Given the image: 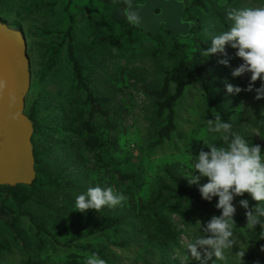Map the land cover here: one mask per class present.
I'll return each mask as SVG.
<instances>
[{"label":"rangeland","instance_id":"obj_1","mask_svg":"<svg viewBox=\"0 0 264 264\" xmlns=\"http://www.w3.org/2000/svg\"><path fill=\"white\" fill-rule=\"evenodd\" d=\"M207 1L213 10L222 12L226 18V13L232 9L264 6V0ZM65 2L66 0H0V20L21 30L28 42L31 87L26 97V112L30 113L35 105L41 124L62 130L69 121L66 113L68 102L78 106L85 97L75 87L66 42L62 45L59 64L48 68L51 49L63 41V33L68 27ZM126 6L121 0H74L72 13L77 27L74 43L83 46L100 36H111L116 32L112 19L124 15ZM185 20L191 25H199L191 36L194 42L202 39L208 44L204 51L211 47L213 35L225 31L220 18L212 11L192 8ZM145 33L140 48L134 53L125 46L118 47L115 40L106 39L103 45L96 47L95 54H92L93 62L87 58H83L82 62L91 75L90 86L95 94L111 97L110 107L116 112L114 118L117 121V127L112 132L117 140L113 145L114 158L118 165L126 169L143 166L149 179V188L152 189L157 186V182L165 179L164 169L169 165L188 181L185 174L198 155L194 151V145L205 144L204 142L209 144L219 138V135L213 139V134L208 132L207 120H214L213 115L206 112L205 95L197 74L193 73L184 96L175 108L177 133L160 145H152L156 140L152 122L155 107L144 90L148 86H161L166 73L177 64L178 57L169 55L173 44L170 33L161 32L151 36L152 39ZM158 43L164 46L165 51L161 56L154 57L151 51ZM235 53L236 49L226 45L224 54L217 52L207 56L210 76L214 86L225 93L226 107L238 133L250 145H261L264 152V126L258 123V118L264 115V99H254L255 91H241L238 94L226 92V84L243 89L249 82L250 73L232 76L233 69L243 62ZM222 59L227 60L228 64L219 63ZM255 85L259 87V79ZM64 133L65 130L51 136L50 141L63 151V156L60 155L50 169L53 171L55 167L66 170L65 176L70 175L76 184V192L71 194L70 201L50 195L46 198V201H50L48 208L35 205L26 209L28 215L21 228V242L15 239L6 224L0 222V244L3 245L0 248V264H66L71 249H76L70 246L76 244L102 250L106 259L95 256L91 258H98L103 264H181L183 260L184 264H201V261L203 264H264V251L251 255L254 246L251 240L253 229H247L246 222L236 219L251 210V204L248 202V209H245L239 203L242 199L237 196L232 201L236 208L233 216L235 243L230 250L225 251L223 261L217 260L215 256L206 258L203 251L201 261L191 258L185 260L188 255L184 246L186 241L194 236L206 235L203 229L209 221L193 214L185 203L179 211H166L172 217L178 233L176 245L160 248L152 244L138 235L136 226L131 221L125 225V231L121 229L117 234L93 231L91 225L81 233L79 240L67 245L72 234L64 228L66 221L75 217L86 221L83 212L73 208L75 197L97 185L111 187L117 192L118 185L103 173L90 156L83 162L74 164L73 155L77 150L73 149L74 145L69 138L64 137ZM206 182L207 178L202 177L198 184ZM198 184L193 185L198 187ZM51 190L52 188L47 187L44 192ZM259 203L264 207V203ZM118 206L110 210V216L120 214L121 209L116 212ZM37 224L44 228L40 234L46 241L43 248L37 245L40 236ZM123 235L126 244L120 245L118 242L123 241Z\"/></svg>","mask_w":264,"mask_h":264},{"label":"trees","instance_id":"obj_2","mask_svg":"<svg viewBox=\"0 0 264 264\" xmlns=\"http://www.w3.org/2000/svg\"><path fill=\"white\" fill-rule=\"evenodd\" d=\"M74 0H66L65 14L68 20V27L63 33V41L52 47L49 56V69L59 64L62 45L66 42L68 58L72 66V77L78 92L84 93L85 97L81 100L80 105H66L68 122L63 128L65 138L72 142L74 153V164L83 162L87 156H90L95 164L103 170V173L118 185L116 193H121L124 200L116 209H121L120 214L110 216L112 208L104 207L100 211L89 209L83 212L86 221L81 217H75L67 220L64 226L72 234L67 245L80 239L89 226H93L96 232H112L114 234L126 228L130 221L136 226L139 236H143L152 244L165 248L178 243V233L175 229L172 217L166 214L179 211L183 203L189 206L190 211L199 218L210 220L213 215L219 216L220 209L215 207L217 197L211 201L201 198L199 188L188 184L178 171L172 166H166L164 169V178L157 182V186L149 188V179L143 166L136 169H126L118 165L117 159L114 158V148L116 136L112 132L117 127L116 112L110 107L111 97L108 95H97L90 86L91 75L82 62L83 58L93 62V55L96 47L103 45L106 39H113L118 47L125 46L131 53L140 48L143 34L146 32L127 19L126 10L124 15L112 19V26L115 33L111 36L102 38L101 36L83 46H77L74 43L75 37V16L72 13V4ZM128 7L132 4L143 3L144 0H121ZM186 4V14L192 8L212 11L220 18L221 25L226 31L230 27V22L226 16L213 7L207 0H182ZM127 9V8H126ZM198 24L192 25L188 36H176L172 32L162 29L161 32H168L172 35L173 44L169 55L177 56V64L170 69L159 87L148 86L145 92L152 99L154 109L153 123L156 140L152 145H160L165 141L173 138L177 133V114L176 105L184 96L187 85L193 73H196L204 95L206 112L212 114L213 119L219 115L221 120L229 122L232 125L231 131L239 134L235 127L229 111L226 107L225 93L222 89L214 86L208 69L207 58L203 55L205 46L208 44L201 40L194 42L192 34L195 32ZM151 39V34L146 32ZM226 47V46H225ZM165 51L164 46L158 43L157 47L151 51V55L159 57ZM34 123V135L32 138L34 145L35 168L37 172L36 179L31 185L0 186V222L6 224L10 232L18 242L22 238L23 221L27 218L28 210L32 206H42L48 208L50 201L46 198L54 195L55 198L70 201L71 194L76 192L74 182L70 175L65 176L66 170H59L51 165L56 163L63 151L50 141L51 136H56L60 131L59 128H49L41 124L37 118L35 105L28 113ZM258 123L264 126V115L258 118ZM59 129V130H58ZM240 135V134H239ZM209 144L223 146V142L217 138ZM194 151L199 153L200 150L208 151L205 144L196 143ZM52 188L50 192L46 188ZM240 199L247 200L251 204V210L259 202L254 201L248 193L237 196ZM51 198V197H50ZM49 198V199H50ZM63 198V199H62ZM45 205V206H44ZM67 206V205H66ZM177 209V210H176ZM240 222H246V215L236 217ZM264 222V217H261ZM38 236L43 232L42 225L37 224ZM125 231V230H124ZM207 235V233H206ZM123 241L118 242L125 245V236ZM252 243L254 244L251 255L264 251V229L257 225L252 231ZM39 248L46 246V241L41 235L37 239ZM69 258L66 264H86V261L95 256L106 259L102 250L87 248L79 244L71 245ZM3 245L0 244V248Z\"/></svg>","mask_w":264,"mask_h":264},{"label":"clouds","instance_id":"obj_3","mask_svg":"<svg viewBox=\"0 0 264 264\" xmlns=\"http://www.w3.org/2000/svg\"><path fill=\"white\" fill-rule=\"evenodd\" d=\"M231 22L228 30L211 37V47L203 52L205 57L217 52L224 54L225 46L236 49L235 55L242 63L233 69L232 76L237 77L250 73L249 82L245 88L226 84V92L238 94L241 91H255L254 99H264V6L241 7L226 13ZM130 22L138 21L136 13L127 14ZM219 63L227 65L222 59ZM259 79L260 85L255 82ZM0 87L3 83L0 82ZM208 132L217 134L223 146L208 144V151L200 150L194 162L185 174L188 184H198L202 177L207 178L204 184H198L202 199L211 201L217 197L215 207L220 209V215H213L206 223L203 231L207 235L194 236L187 240L185 248L187 257L201 261V251L206 258L215 256L217 260L225 259V251L230 250L235 243L233 239V216L236 211L232 203L234 196L248 193L254 201L264 203V152L261 145H250L243 136L231 131L232 125L221 120L219 115L215 120H207ZM194 173H198L194 174ZM121 193H116L111 187L95 186L75 197L74 209L86 212L89 209L100 211L104 207L113 208L124 200ZM240 205L248 209V201L240 200ZM246 227L255 229L259 224L264 229V207L258 203L254 210L246 211ZM86 264H103L98 258H89ZM184 264V260L181 261ZM203 264V261H201Z\"/></svg>","mask_w":264,"mask_h":264},{"label":"water","instance_id":"obj_4","mask_svg":"<svg viewBox=\"0 0 264 264\" xmlns=\"http://www.w3.org/2000/svg\"><path fill=\"white\" fill-rule=\"evenodd\" d=\"M136 13L132 22L155 36L162 29L188 36L191 23L185 20L182 0H145L127 7ZM0 186L31 185L36 179L34 123L26 112L31 87L30 58L25 34L0 20Z\"/></svg>","mask_w":264,"mask_h":264}]
</instances>
